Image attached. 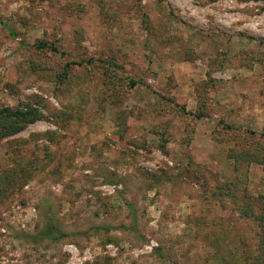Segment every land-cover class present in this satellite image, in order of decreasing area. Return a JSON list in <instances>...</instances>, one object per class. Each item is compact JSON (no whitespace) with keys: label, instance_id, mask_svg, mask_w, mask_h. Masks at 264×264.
<instances>
[{"label":"rangeland","instance_id":"1","mask_svg":"<svg viewBox=\"0 0 264 264\" xmlns=\"http://www.w3.org/2000/svg\"><path fill=\"white\" fill-rule=\"evenodd\" d=\"M28 107L0 264H264V0H0Z\"/></svg>","mask_w":264,"mask_h":264},{"label":"trees","instance_id":"2","mask_svg":"<svg viewBox=\"0 0 264 264\" xmlns=\"http://www.w3.org/2000/svg\"><path fill=\"white\" fill-rule=\"evenodd\" d=\"M42 47L44 46L42 45ZM51 51L55 50L51 48ZM39 119L40 114L38 111L30 107L25 110L13 111L10 108H5L0 111V120L7 127V133H16L25 126L34 124ZM260 242L264 244V235Z\"/></svg>","mask_w":264,"mask_h":264}]
</instances>
